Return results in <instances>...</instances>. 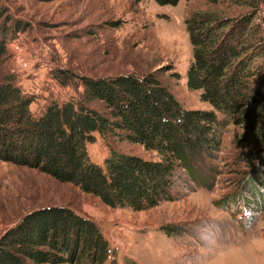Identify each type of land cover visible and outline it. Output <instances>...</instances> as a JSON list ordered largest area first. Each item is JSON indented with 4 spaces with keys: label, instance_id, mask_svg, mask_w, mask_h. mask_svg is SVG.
<instances>
[{
    "label": "rangeland",
    "instance_id": "rangeland-1",
    "mask_svg": "<svg viewBox=\"0 0 264 264\" xmlns=\"http://www.w3.org/2000/svg\"><path fill=\"white\" fill-rule=\"evenodd\" d=\"M0 11L2 20L22 27L8 42L0 73L16 77L23 95L34 99L35 115L53 102L80 101L82 78L153 72L183 108L210 111L186 84L193 57L186 21L199 11L226 17L250 12L225 0H180L175 6L155 0H0ZM259 11L264 17V3ZM90 107L102 110L99 102ZM219 120L222 144L215 159L201 162L204 180L179 186L174 201L142 212L113 209L70 183L0 161V236L34 210L61 206L97 223L117 264H264V191L253 181L264 174V142L234 119L220 114ZM95 137L89 155L102 168L111 149L156 159L110 134ZM246 153L254 156L247 161ZM165 227L177 232L169 236Z\"/></svg>",
    "mask_w": 264,
    "mask_h": 264
},
{
    "label": "trees",
    "instance_id": "trees-1",
    "mask_svg": "<svg viewBox=\"0 0 264 264\" xmlns=\"http://www.w3.org/2000/svg\"><path fill=\"white\" fill-rule=\"evenodd\" d=\"M155 1L175 6L180 0ZM225 1L250 12L199 11L186 21L193 53L186 84L212 110L183 108L153 72L82 78L80 101L53 102L35 115L34 99L23 95L16 77L0 73V161L70 183L113 209L142 212L174 201L179 186L204 180L200 164L215 159L222 144L220 114L264 142V0ZM1 14L0 66L22 30ZM59 78L69 83L65 73ZM95 102L102 110L90 107ZM95 134L140 145L156 159L111 149L102 168L89 155ZM245 155L248 161L254 153ZM253 181L264 191V174ZM111 256L97 223L70 207L34 210L0 236V264H117Z\"/></svg>",
    "mask_w": 264,
    "mask_h": 264
},
{
    "label": "built area",
    "instance_id": "built-area-1",
    "mask_svg": "<svg viewBox=\"0 0 264 264\" xmlns=\"http://www.w3.org/2000/svg\"><path fill=\"white\" fill-rule=\"evenodd\" d=\"M20 66L23 67V68H24V66H25V68H26V67L28 66V62L25 61L24 63H21Z\"/></svg>",
    "mask_w": 264,
    "mask_h": 264
}]
</instances>
